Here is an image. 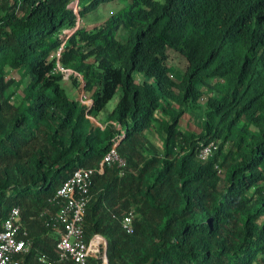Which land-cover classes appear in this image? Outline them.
<instances>
[{
	"label": "trees",
	"instance_id": "trees-1",
	"mask_svg": "<svg viewBox=\"0 0 264 264\" xmlns=\"http://www.w3.org/2000/svg\"><path fill=\"white\" fill-rule=\"evenodd\" d=\"M112 148L123 174L102 165ZM80 168L97 171L87 264H264V0H0V232L20 208L21 264H75L60 262L51 218Z\"/></svg>",
	"mask_w": 264,
	"mask_h": 264
},
{
	"label": "built area",
	"instance_id": "built-area-1",
	"mask_svg": "<svg viewBox=\"0 0 264 264\" xmlns=\"http://www.w3.org/2000/svg\"><path fill=\"white\" fill-rule=\"evenodd\" d=\"M217 149L215 142L207 144L199 153L200 159L207 160ZM102 165H117L123 174L126 162L116 148H112L104 156ZM96 173L93 168H80L57 190L55 199L60 207L51 220L62 226L63 233L56 244L60 262L87 264L90 250L84 240L83 225L90 200L91 179ZM134 218V211L123 217L121 224L127 234L134 232ZM31 245L21 210L15 207L0 232V264H21V258L30 252Z\"/></svg>",
	"mask_w": 264,
	"mask_h": 264
},
{
	"label": "rangeland",
	"instance_id": "rangeland-1",
	"mask_svg": "<svg viewBox=\"0 0 264 264\" xmlns=\"http://www.w3.org/2000/svg\"><path fill=\"white\" fill-rule=\"evenodd\" d=\"M121 2H115L111 5H107V6H101L99 7V9L90 14L88 17L85 18L84 23L87 26H93L96 25L98 23H101L102 21H104L107 17H109L111 14H113L114 12H116V10H118L119 8H121ZM72 32V31H70ZM167 65L169 67H172L174 70L178 71V72H184L186 67H187V61L186 59L181 56L179 53L170 50L168 52V59H167ZM73 96H75V98H77L78 100H82L84 98L83 93L79 92L77 89L72 91ZM121 96V92L119 91L115 97L113 98V100H111L109 102V104L106 106L105 111L103 112L102 115H100V118H98V120H93L94 123L96 125H100L102 123H104L106 121V118L108 116V114L110 112L113 111V109L115 108V106L117 105L119 99ZM86 105L90 104L89 101H85ZM203 106H204V102H200L199 104H197V106L195 107L194 111L190 112L187 115V119L185 124H189L190 128H195L198 125V116H200V113H202L203 110ZM154 138H157L156 135Z\"/></svg>",
	"mask_w": 264,
	"mask_h": 264
},
{
	"label": "clouds",
	"instance_id": "clouds-1",
	"mask_svg": "<svg viewBox=\"0 0 264 264\" xmlns=\"http://www.w3.org/2000/svg\"><path fill=\"white\" fill-rule=\"evenodd\" d=\"M213 142H214V141H213ZM210 143H211V142H210ZM215 143H216V142H215ZM216 144H217V143H216ZM217 146H218V144H217ZM110 150H111V149H110ZM116 150H117V149H116ZM217 151H218V149H217ZM217 151H216V152H217ZM123 160H124V159H123ZM125 162H126V161H125ZM126 166H127V163H126ZM125 168H126V167H125ZM125 168H124V169H125Z\"/></svg>",
	"mask_w": 264,
	"mask_h": 264
},
{
	"label": "crops",
	"instance_id": "crops-1",
	"mask_svg": "<svg viewBox=\"0 0 264 264\" xmlns=\"http://www.w3.org/2000/svg\"><path fill=\"white\" fill-rule=\"evenodd\" d=\"M94 245H97V244H95V242H94ZM98 246V245H97ZM97 248V247H96ZM96 251V250H95Z\"/></svg>",
	"mask_w": 264,
	"mask_h": 264
},
{
	"label": "water",
	"instance_id": "water-1",
	"mask_svg": "<svg viewBox=\"0 0 264 264\" xmlns=\"http://www.w3.org/2000/svg\"><path fill=\"white\" fill-rule=\"evenodd\" d=\"M106 264H108V260H107V263Z\"/></svg>",
	"mask_w": 264,
	"mask_h": 264
}]
</instances>
